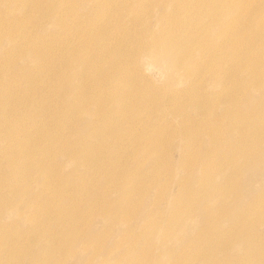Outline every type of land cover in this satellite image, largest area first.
Instances as JSON below:
<instances>
[{"label":"rangeland","instance_id":"obj_1","mask_svg":"<svg viewBox=\"0 0 264 264\" xmlns=\"http://www.w3.org/2000/svg\"><path fill=\"white\" fill-rule=\"evenodd\" d=\"M21 1L27 4L22 32L37 26V34L54 44L49 60L58 67L53 73L43 64L27 66L21 52L9 46L6 25L0 26V90L14 89L3 101L4 125L20 124L0 142V264H264V107L259 105V115L258 109L247 110L242 74L230 71L220 80L222 87L229 86L223 95L238 100L229 110L237 111L239 122L249 116L239 140L228 134L226 109L211 100L197 96L200 112H176L177 106L214 87V75L208 72L218 67L193 72L190 79L201 88L187 95L186 69L179 71L183 76H174L155 63L146 68L151 59L136 51L142 41L134 32L119 48L144 74L134 70L122 84L108 76L106 64L95 63L94 74L82 78L79 89L66 88L59 79L74 70L57 64L62 61L58 55L82 39L62 44L38 20L43 7L52 8L53 15L65 0ZM84 1L71 12L78 9L84 18ZM148 3L150 11L144 14L154 24L162 7L159 0ZM257 3L254 16L260 19L264 3ZM1 17L13 25L22 18L9 0H0ZM119 24L124 26L121 20ZM255 47L264 53V46ZM79 56L87 58L83 50ZM28 72L35 77V104L23 100ZM104 84L114 89L110 93L124 92L131 99L110 117L112 105L105 102L100 116L91 119V93ZM147 116L152 131L132 141L136 132L127 126ZM194 118L209 124H195ZM13 142L22 147L10 148ZM198 164L214 167L206 184L197 182L202 174ZM124 176L130 180L121 182ZM120 186L130 188L129 194ZM186 247H191L188 256Z\"/></svg>","mask_w":264,"mask_h":264},{"label":"bare ground","instance_id":"obj_2","mask_svg":"<svg viewBox=\"0 0 264 264\" xmlns=\"http://www.w3.org/2000/svg\"><path fill=\"white\" fill-rule=\"evenodd\" d=\"M9 1L14 3L16 10L22 17L19 20H14V25L7 17H1L0 26L6 25L5 33L9 46L11 49L21 52L27 66L43 64V68L54 73L58 66L49 60L54 44L50 41H44L43 39L49 38L46 35L39 36L35 25L27 28L26 33L22 32L26 21L27 4L21 0ZM81 1L84 0H76L74 4V1L65 0L63 1L64 7L60 6L56 14L51 15L52 8L48 6L42 8V14H38L40 17L38 20L43 19L42 25L45 24L50 29L49 34H57L62 38L60 43H70L74 38L79 37L82 39L75 44L73 50L65 52V55L56 54V50V56L62 58V61L57 64L74 70L63 72L59 84L65 85L66 88L72 86L73 90L79 89L83 83L82 78L88 74H94L95 63L100 67L103 63L106 64L108 76L112 80H120L122 84H125L126 75L129 77L131 73H134V70L142 71L144 74L143 68L136 66L135 60L129 59L128 56L126 58L119 48L120 43L131 36L130 32H134L142 41L141 47H137L136 51L141 53V56L147 55L151 59V63H147L146 68L155 63L162 68L163 72L171 71L174 76H183L179 71L186 69V75L183 78L189 79L185 87L187 95L201 88L198 83L192 82L190 75L198 69H206L216 65L217 71L210 70L208 72V75H214L212 77L214 87L209 89L207 93L204 92L203 95L194 96L190 102L177 106L176 112L181 113L183 110L200 112V99L198 97H201L202 101L211 100L226 109L225 122L228 134L236 140L244 137L242 127L246 124L245 121L248 120L249 116L240 118L241 122H239L236 115L237 111L229 110L236 105L238 100L233 94L223 95V90L229 86L222 87L223 81L220 80L226 77L230 71L237 72V75L242 74L239 78L245 82L249 102L247 110H257L259 105L264 107V97L260 96L264 94V53L255 47V44L264 46V7L259 9L260 19H255L254 16V12L259 8L257 1L264 3V0H159V6L162 7V10L156 12L154 24L144 14V12L150 11L148 0H92L94 7L91 6L90 0H85L84 18L80 16L78 9L74 13L71 12L72 8H77ZM50 15L54 19L51 22L48 21ZM81 19H84L86 24H83ZM115 20L116 22H113ZM120 20L124 24L122 28H119ZM198 22H200L201 27L195 28ZM167 24L171 25L172 28L168 29ZM157 26L158 29L155 28ZM82 50L85 51L87 58L79 56V52ZM136 73L142 75L141 72L136 71ZM27 76L28 88L26 94L23 95V100L26 103L35 104L38 101L33 98V93L36 90L35 77L32 72H28ZM239 78L237 80L241 82L242 80ZM200 84H202L201 81ZM113 91L114 89L106 87L105 84L100 88L93 89L91 94L95 98L90 99V103L94 105V111L88 113L91 119L100 116L105 102L112 105L111 110L107 112L108 117L111 116L112 111L116 114L122 112L125 103L131 98L124 92L110 93ZM13 94L14 89L2 92L0 90V142L5 141L9 134L16 130V127L20 128V124H16V127L4 125L8 118H6L7 113L5 114L3 111V101ZM98 94L102 95L98 96ZM257 97L258 100H256ZM262 111L258 109L256 113L259 115ZM23 113H20L18 117L22 116ZM245 115L248 113H244ZM160 119L166 120V116H161ZM220 119L223 121V114H221ZM254 119H256L255 116ZM123 123L127 124V122ZM194 123L209 124L204 119L196 118H194ZM127 127L136 132V135L131 138L132 141H136L148 130L152 131V120L148 116L138 117L130 122ZM146 137L150 138V136ZM209 140H211V136ZM8 146L13 149H20L22 143L13 142L9 143ZM67 156L72 158L69 154ZM10 161L13 162L11 159ZM164 165L167 166V164ZM41 166L40 163L36 167L41 169ZM198 168L199 172L202 173L197 179L198 183L203 181L206 184L208 180L213 178V166L198 164ZM125 179L128 182L130 177L124 176L121 182ZM120 188L124 193L129 194L130 188L124 186H120ZM211 237H213L211 234L206 237L199 235V240L203 238L205 241ZM191 247H186L183 252L185 256H188ZM244 250L247 254L252 252L250 249ZM172 264L178 263L174 261Z\"/></svg>","mask_w":264,"mask_h":264}]
</instances>
